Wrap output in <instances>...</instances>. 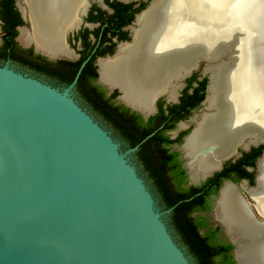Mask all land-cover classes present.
<instances>
[{"label": "water", "instance_id": "obj_1", "mask_svg": "<svg viewBox=\"0 0 264 264\" xmlns=\"http://www.w3.org/2000/svg\"><path fill=\"white\" fill-rule=\"evenodd\" d=\"M86 1L78 0V8ZM17 2L30 6L29 0ZM155 3L158 0H152L149 8ZM19 8L24 13V7ZM230 33L227 47L216 56L199 53L194 65L185 67L177 77L176 86L200 67L201 74L208 76L205 112L185 137V152L187 140L204 116L216 111L209 107L208 97L213 79L218 82L219 70L224 65L242 64L250 56L257 64L264 61L263 17L248 29L235 28ZM82 66L73 81L59 89L8 64L0 65V264H193L165 221L171 209L158 208L128 158L137 145L122 151L73 97ZM100 80L105 82L101 75ZM251 131L233 146L231 155L238 146L249 149L264 144V132L259 130L254 137ZM215 148L214 142H208L199 153L210 155ZM185 156L190 164V157ZM263 158L264 149L256 162L254 185L240 184L252 205L240 187L226 181L213 206L214 220L233 245L234 264H264V209L263 214L258 209ZM220 166L218 162L202 177ZM226 186L237 194L246 221L232 211L229 219H222L219 204Z\"/></svg>", "mask_w": 264, "mask_h": 264}, {"label": "bare ground", "instance_id": "obj_2", "mask_svg": "<svg viewBox=\"0 0 264 264\" xmlns=\"http://www.w3.org/2000/svg\"><path fill=\"white\" fill-rule=\"evenodd\" d=\"M29 1L35 37L59 49L60 27L80 3L77 4L78 0ZM250 5L253 8H249ZM221 10L230 13L229 21L226 19L228 22L223 24H219L217 17ZM261 17L264 19V12L258 0H158L139 19L141 26L133 43L124 47L115 61L103 62L100 75L120 87L127 103L148 110L155 92L167 85L173 88L177 77L185 67L194 65L199 53L216 56L228 46L230 32L235 28L248 29ZM21 36L23 40L27 38L22 33ZM249 58L237 66L224 65L219 70L217 84L216 78L213 79L208 99L209 107L213 106L216 111L204 116L185 146L192 169L209 171L216 166L211 155L223 159L231 154L234 144L240 143L248 130H254L251 131L254 137L260 134L259 130L264 132V101L262 105L254 102L248 85L246 87L252 59ZM208 142L215 143V151L203 156L200 149ZM259 167V193L263 191L259 197L261 211L264 209V158ZM219 208L224 220L229 219L231 211L242 221L247 219L237 194L229 186L222 191Z\"/></svg>", "mask_w": 264, "mask_h": 264}, {"label": "flooded vegetation", "instance_id": "obj_3", "mask_svg": "<svg viewBox=\"0 0 264 264\" xmlns=\"http://www.w3.org/2000/svg\"><path fill=\"white\" fill-rule=\"evenodd\" d=\"M151 2L152 0H87L79 8L75 6L70 16L63 21L60 27L61 46L59 49H56L44 44L35 37L34 20L30 13L31 6L28 7V4L22 3L24 7L23 13L19 8L20 5H18L17 0H12V9L17 13L14 16V20H18V24L12 27L13 35L11 39L15 43L13 46H15L14 49L23 52V55L27 59L40 62L47 69H55L60 73L66 74L79 64L74 78L83 64L81 70L84 68L85 82L92 86L98 85L102 88L103 97L108 99L112 105H121L124 113L141 116L143 125L154 128L148 136L159 132L162 137L166 138V141H160V146L165 148L168 154V166L167 168L165 166L164 175L170 178L174 175H179L182 180L186 181L185 187H202L210 184V190H212L211 196H208V201H210L211 209L205 212L204 216L209 226L215 229L218 239L224 238L227 243L229 241L225 236L223 228L214 220L213 206L215 200L219 194V190L226 181L234 182L238 187H240L243 181H247L248 185H254L256 162L264 149V144L251 146L249 149H243L238 146L234 155H231L233 153L231 152L230 156L228 155L223 159L216 158L211 153L210 159L215 163V167L218 166V162H221V166L203 178V172H209L215 167L209 171H201L198 168L192 169L188 164L189 158L185 156L186 152L183 149L185 137L192 132L200 120V115L205 112L204 100L207 95L208 76L201 74L202 67L183 79L177 86L174 82L173 88H169L170 86L167 85L168 89L166 87L159 90L158 93L156 91L155 94L157 93L158 95L156 94L154 107L152 109L150 107V110H143L144 112L132 108L120 99V96L123 95L120 87L114 86L111 88L109 86L111 83L100 80L101 64L103 62L111 63L115 61L120 51L133 43L135 33L141 26L139 19L149 10ZM2 29L3 22L0 18V45L3 43L1 37ZM20 31H22L23 36L26 35L27 37L25 40L22 37V42L18 38ZM5 64H8L18 72L34 77L59 89L66 88L74 79L66 84L62 82L61 78L51 76L47 71L35 70V67H32L29 62L20 65L11 59L0 60L1 66ZM72 95L120 144L122 151L132 148L128 145V141L124 136L114 133L111 127L101 123L94 116L90 107L78 94L75 85L72 88ZM144 113H148V115L144 116ZM260 146L262 147L260 153L255 156L257 153L255 149ZM137 149L138 145L134 151L128 154V158L135 165L139 175L151 190L158 208L164 211L166 209L159 204L157 193L147 176L140 155L136 152ZM197 169L198 171H196ZM213 179L215 181L212 184L210 181ZM240 190L246 196L249 203L253 202L241 187ZM252 202L250 205H252ZM165 221L176 242L189 256L186 248L179 243L169 224L168 213L165 215Z\"/></svg>", "mask_w": 264, "mask_h": 264}, {"label": "trees", "instance_id": "obj_4", "mask_svg": "<svg viewBox=\"0 0 264 264\" xmlns=\"http://www.w3.org/2000/svg\"><path fill=\"white\" fill-rule=\"evenodd\" d=\"M16 14L12 9V0H0V18L3 22L0 60L11 59L20 65L29 62L35 70L47 71L51 76L61 78L62 82L70 83L79 64L66 74L60 73L55 69H47L40 62L27 59L23 52L14 49L15 43L11 38L12 27L18 24V20H14ZM83 72L84 68L75 84L78 94L101 123L111 127L114 133L124 136L129 146L138 145L136 152L140 155L147 176L155 188L159 204L164 209H171L168 213L169 224L179 243L186 248L192 263L234 264L231 253L233 245L226 243L224 238L218 239L215 229L209 226L204 216V213L211 209L208 201L212 190L210 184L202 187H185L186 181L179 175H174L172 178L165 176L168 154L166 149L160 146V141L167 139L159 132L148 136L154 128L143 125L141 116L124 113L121 105L110 104L109 100L103 97L102 88L84 81ZM261 148L260 146L255 149L257 150L255 156L260 153ZM214 181L215 179L210 182L213 184Z\"/></svg>", "mask_w": 264, "mask_h": 264}, {"label": "rangeland", "instance_id": "obj_5", "mask_svg": "<svg viewBox=\"0 0 264 264\" xmlns=\"http://www.w3.org/2000/svg\"><path fill=\"white\" fill-rule=\"evenodd\" d=\"M258 3L260 4L261 8H263V12H264V0H258ZM251 7L252 6L250 5L249 8H251ZM232 8L235 9L237 7L232 6ZM229 16H230V13L226 12L224 10L217 12V17L219 18V22H220L219 24H221V23L223 24L225 22H228ZM21 33H22V31H20L19 36H18L20 41H22ZM249 59H251V56ZM247 74L249 76V77H247V81H246L247 82L246 87L248 85L247 90L250 92V95H251L252 99L254 100V102L262 105V103L264 101V99H262V97L264 95V92H263L264 91V61L257 64V62H254V60L251 59V63L249 64Z\"/></svg>", "mask_w": 264, "mask_h": 264}]
</instances>
